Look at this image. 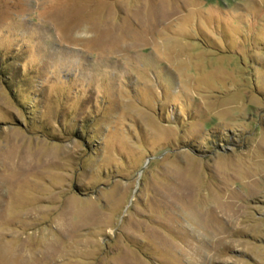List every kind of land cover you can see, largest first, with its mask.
<instances>
[{
  "label": "rangeland",
  "instance_id": "rangeland-1",
  "mask_svg": "<svg viewBox=\"0 0 264 264\" xmlns=\"http://www.w3.org/2000/svg\"><path fill=\"white\" fill-rule=\"evenodd\" d=\"M0 264H264V0H0Z\"/></svg>",
  "mask_w": 264,
  "mask_h": 264
}]
</instances>
